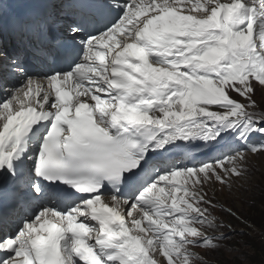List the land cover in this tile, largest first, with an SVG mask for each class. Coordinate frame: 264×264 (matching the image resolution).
<instances>
[{"label": "snow or ice", "instance_id": "1", "mask_svg": "<svg viewBox=\"0 0 264 264\" xmlns=\"http://www.w3.org/2000/svg\"><path fill=\"white\" fill-rule=\"evenodd\" d=\"M258 94L264 0H0V264H219Z\"/></svg>", "mask_w": 264, "mask_h": 264}, {"label": "rangeland", "instance_id": "2", "mask_svg": "<svg viewBox=\"0 0 264 264\" xmlns=\"http://www.w3.org/2000/svg\"><path fill=\"white\" fill-rule=\"evenodd\" d=\"M256 98L257 100L264 99L259 94ZM252 163L254 166L251 174L242 182L243 188L240 189L239 198L229 197L226 193L220 196L221 201L234 207V210H238L247 223L231 219V225L236 229V234L228 233L227 228L223 230L232 235V239L222 241V243L232 245L238 250L228 251L225 248L222 254L215 253L209 257L210 260L219 261V264H250L253 258H259L257 264H264V231L259 228V224L264 225V157H253ZM244 189L249 191L245 192ZM234 199L237 200L235 205L232 203ZM215 214L226 221L229 219L219 211ZM240 232L244 234L240 235ZM257 248L263 251L259 253Z\"/></svg>", "mask_w": 264, "mask_h": 264}, {"label": "trees", "instance_id": "3", "mask_svg": "<svg viewBox=\"0 0 264 264\" xmlns=\"http://www.w3.org/2000/svg\"><path fill=\"white\" fill-rule=\"evenodd\" d=\"M259 228H261L262 231H264V225L263 224H259ZM263 250H264V248H263ZM263 250H260V248H257V252H259V253H261V251H263ZM258 262H259V258H255V259L253 258L251 260L250 264H257Z\"/></svg>", "mask_w": 264, "mask_h": 264}]
</instances>
